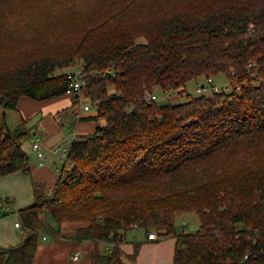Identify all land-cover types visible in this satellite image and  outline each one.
Here are the masks:
<instances>
[{
  "label": "trees",
  "instance_id": "obj_1",
  "mask_svg": "<svg viewBox=\"0 0 264 264\" xmlns=\"http://www.w3.org/2000/svg\"><path fill=\"white\" fill-rule=\"evenodd\" d=\"M124 2L75 38L56 37L55 49L24 30L23 50L0 47L4 110L67 94L72 70H58L79 63L80 92L104 121L71 142L52 189L34 184L33 203L17 211L23 240L0 247V264H34L40 237L63 223H79L74 241L92 242L90 264H126L118 243L133 227L174 237V264H264V0H181L130 25L113 21L138 0ZM220 74L228 90L177 104L153 94ZM28 121L9 127L1 116L0 178L29 173ZM186 212L197 216L193 233L176 230Z\"/></svg>",
  "mask_w": 264,
  "mask_h": 264
},
{
  "label": "crops",
  "instance_id": "obj_2",
  "mask_svg": "<svg viewBox=\"0 0 264 264\" xmlns=\"http://www.w3.org/2000/svg\"><path fill=\"white\" fill-rule=\"evenodd\" d=\"M87 104L81 94L75 98L69 93L42 101L27 97H22L18 101L15 111L20 114V118L29 120L27 126L31 129V138L24 148L29 160V173L16 172L0 178V199L6 198L8 201L3 204L0 211V247L13 246L23 240L21 228L15 227L14 223L19 221L17 211L33 203L34 184L42 186L45 192L49 191L56 184L61 169L67 166L58 153L52 152V148L54 146L68 147L73 140L85 139L93 133L97 126L104 124L103 120L95 118L96 113L91 111L90 106L88 109L82 108V105ZM36 138L40 139V146L45 151L41 165L31 146ZM182 224L185 225L184 221ZM78 225L77 223H63L59 225V230L67 227L73 232ZM132 231L131 233L125 232L124 239L118 243V248L122 253L121 260L124 263L174 264V237L148 239L147 235L142 238L135 232V229ZM40 238L46 241L48 235ZM67 241L68 244L63 247L62 252L59 251L61 242L53 240L39 244L34 264L41 253L49 257L54 252L62 256L60 264H74L80 261L82 255L74 261L72 260L73 254L79 250H90L93 247L89 240L81 243L73 239ZM136 245L138 246L137 253L134 255Z\"/></svg>",
  "mask_w": 264,
  "mask_h": 264
},
{
  "label": "rangeland",
  "instance_id": "obj_3",
  "mask_svg": "<svg viewBox=\"0 0 264 264\" xmlns=\"http://www.w3.org/2000/svg\"><path fill=\"white\" fill-rule=\"evenodd\" d=\"M122 2L126 4L128 3V0H6V3H0V47L3 50H23L24 46H22V44L25 38L18 37L20 32L24 30L26 37L31 38V36H34L38 37V39L47 38V40H45L46 44L50 48L55 49L59 39L65 37L68 39L75 38L81 28L85 24H88L90 20H95L96 16H105L108 12L118 10L117 8H119V4ZM134 3L129 5L124 13L119 14V17H115L113 21H120L123 23L126 22L130 25L129 21L133 20V18L130 20H128V18L134 17L135 19H138L137 21L140 23V21H142L140 19L144 15V13L141 12L151 11L150 14H154L156 11L158 13L162 10H169L173 5H180L181 0H138V2ZM6 4H10L13 7L6 8ZM56 37L59 39H56ZM41 39H39L40 43L44 41ZM135 40L142 41L144 38L138 36ZM78 69L80 70L79 63L76 66H73L72 69H63L58 71ZM212 81L215 83L214 87L210 84V81L208 83V79L206 80V78L201 76L187 82L182 91H174L164 94L159 88H156L154 89L153 94L156 96V101L159 104H177L186 101V93L192 95H209L212 91H215L216 88L218 90H221L223 87L227 88H224L225 90L230 88L228 80L224 75L220 74L215 76L211 79V82ZM201 87L203 90H201ZM81 95L89 104L91 111L96 113L95 105L91 103L90 100L83 95V93ZM3 112L6 114V123L9 127L18 125L20 122V114L17 111L4 110L0 106V119ZM30 138L23 144V148H25L28 144ZM182 221H184L185 225L182 224ZM175 227L179 232L183 230L187 233L195 232L198 227L196 214L192 212L181 214L176 218ZM134 229L140 237L143 238L145 236V232L142 227H133L132 229H129L127 233L133 232L132 230ZM72 235L73 232H71L69 228L63 227L58 234L56 233L54 238L49 235L46 241H43L40 238L39 244L51 242L53 240L61 242V248L59 251L62 252L63 247H66L68 244L67 240L72 239L70 238ZM156 239H158V236ZM104 248L105 245L103 243L99 244L100 251L104 252ZM78 252L81 253L80 255L82 256H80V261L74 264H90L88 258L89 250H79ZM60 262H62V256H58V253L56 252L50 254L49 257L45 254L43 256L41 253L40 257H38L36 261V264H60Z\"/></svg>",
  "mask_w": 264,
  "mask_h": 264
},
{
  "label": "built area",
  "instance_id": "obj_4",
  "mask_svg": "<svg viewBox=\"0 0 264 264\" xmlns=\"http://www.w3.org/2000/svg\"><path fill=\"white\" fill-rule=\"evenodd\" d=\"M67 78L69 79V89L67 91V93L69 94H72V95H76V96H79V94L81 93L80 92V89H81V86H82V73H81V70H72L70 73L67 74ZM210 81V84H212V86L214 87V84L213 81L211 82V79H208V83ZM202 88V87H201ZM225 89H227L226 87H223ZM203 90V88L201 89ZM215 91H219L217 88L215 89ZM146 98H152V99H155V96L153 95H150V94H146ZM82 108L83 109H88L89 108V105H82ZM32 149L35 150L36 152V156L37 158L40 160L39 161V164H43V162L41 161L42 157L45 155V151L42 150L41 146H40V139L39 138H36L33 143H32ZM52 152L54 153H58L61 157V160L64 161L67 165V167H70L71 166V163L68 161V154H69V146L68 147H64V148H61L59 146H54L52 148ZM15 227H20V222L19 221H16L14 223ZM43 238H45V236H43ZM147 238L148 239H156L157 236L154 234V233H149L147 235ZM79 255L80 253L79 252H76L75 254L72 255V260L76 261L79 259ZM244 258H247V255H244Z\"/></svg>",
  "mask_w": 264,
  "mask_h": 264
},
{
  "label": "clouds",
  "instance_id": "obj_5",
  "mask_svg": "<svg viewBox=\"0 0 264 264\" xmlns=\"http://www.w3.org/2000/svg\"><path fill=\"white\" fill-rule=\"evenodd\" d=\"M5 7H6V8H11V7H13V6L10 5V4H6Z\"/></svg>",
  "mask_w": 264,
  "mask_h": 264
}]
</instances>
